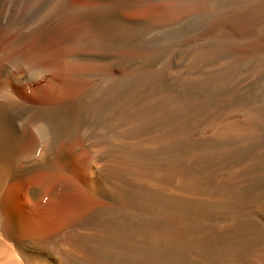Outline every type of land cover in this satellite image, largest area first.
Returning <instances> with one entry per match:
<instances>
[{"label":"bare ground","instance_id":"obj_1","mask_svg":"<svg viewBox=\"0 0 264 264\" xmlns=\"http://www.w3.org/2000/svg\"><path fill=\"white\" fill-rule=\"evenodd\" d=\"M31 1L0 0V264H264V0Z\"/></svg>","mask_w":264,"mask_h":264},{"label":"rangeland","instance_id":"obj_2","mask_svg":"<svg viewBox=\"0 0 264 264\" xmlns=\"http://www.w3.org/2000/svg\"><path fill=\"white\" fill-rule=\"evenodd\" d=\"M9 0H3L2 2V11H1V15L5 16V6L8 3ZM74 2H84V3H93V0H73ZM137 1V2H136ZM135 1V5L134 7L124 13V16L128 17V18H132V19H137V20H150V19H163L165 16H167L168 13H177V12H186L192 9H199V8H204L205 6H208V3L210 4V2L205 1L204 2H200V1H191V0H136ZM139 1V2H138ZM191 1V2H190ZM40 2V0H32L31 1V6H34L35 3ZM200 2V3H199ZM138 3V4H137ZM30 7H25L21 10H19L17 12V16L21 17V16H25L26 14H28V12L30 11ZM29 8V9H28ZM75 26L77 27V24H75ZM74 26V27H75ZM89 28V29H88ZM75 30L72 31L70 38H78V39H88L91 36L95 35V29L91 27V25H81L78 26L77 28H74ZM92 30V31H91ZM78 32V33H76ZM80 32V34H79ZM92 32V33H90ZM85 35H83V34ZM78 35V36H76ZM83 37H81V36ZM89 35V37H88ZM65 36V34H64ZM80 36V37H79ZM89 48V47H88ZM96 49V48H95ZM98 50V48H97ZM100 50H109L112 52H116L119 53L121 52L118 49L115 48H100ZM0 61L1 64L3 66H8V64H6L5 60L0 57ZM7 77H3V79H5ZM32 82V81H31ZM32 87L31 85H29L26 81H23L20 86H19V92L18 94L24 98L25 100H29V95L31 91Z\"/></svg>","mask_w":264,"mask_h":264}]
</instances>
